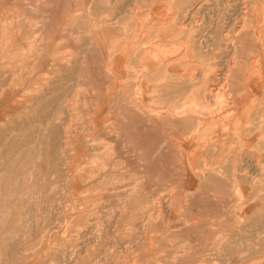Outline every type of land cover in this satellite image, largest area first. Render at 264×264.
Masks as SVG:
<instances>
[{
	"label": "rangeland",
	"instance_id": "rangeland-1",
	"mask_svg": "<svg viewBox=\"0 0 264 264\" xmlns=\"http://www.w3.org/2000/svg\"><path fill=\"white\" fill-rule=\"evenodd\" d=\"M220 3L0 0V264H264V70L217 86Z\"/></svg>",
	"mask_w": 264,
	"mask_h": 264
},
{
	"label": "bare ground",
	"instance_id": "bare-ground-1",
	"mask_svg": "<svg viewBox=\"0 0 264 264\" xmlns=\"http://www.w3.org/2000/svg\"><path fill=\"white\" fill-rule=\"evenodd\" d=\"M200 1V0H199ZM207 1V0H206ZM198 2V1H197ZM210 2V1H209ZM215 2L216 3H218V2H221L220 3V5H223V6H221L220 7V9L221 10H219V13L218 14H220L221 16L219 17V19L222 17V21H221V25H219L221 28V30H219V31H217V34L213 31V32H210L211 34H213V38L215 39V40H213V43L211 44L212 46H214V42L215 43H217L218 44V40H221V38H222V43H220L217 47H220V50H221V48L223 47V49H224V47H225V52H224V55H223V57H225V60H224V64H223V66H224V68H223V71L222 72H220L219 74H218V80L219 81H217V86H218V82H219V84L220 85H222V84H226V82H225V80H226V72L228 71V65H226L227 64V62L228 61H230V58H232V57H235L239 62H240V64H239V66H240V70H246V68L247 67H249V65L251 64V66H253V62L255 61V60H258L259 59V63H260V65H261V68H263V66H264V59H261V58H258L257 59V57H253V58H250V57H248L249 55H254V54H261V55H263L264 56V48L262 47V48H260L258 45H257V40H259V39H263V42L262 43H264V29L262 28V25H264V0H251V1H249L248 2V0H243V3L241 2V0H215ZM208 3V2H207ZM209 4V3H208ZM203 5H206V4H203ZM230 6H233V7H235V9H234V12H232V13H227L226 14V12H229V10H228V8L230 7ZM201 6H199L198 8H200ZM210 7H212V6H210ZM210 7H209V9H210ZM215 7H216V5H215ZM228 7V8H227ZM197 8V9H198ZM217 8V7H216ZM231 8V7H230ZM189 9V8H188ZM213 9V8H212ZM215 9V8H214ZM233 9V8H232ZM233 11V10H232ZM186 12V11H185ZM216 12V11H215ZM213 13L212 15L214 16L216 13ZM124 13V12H123ZM192 13V12H191ZM194 13V12H193ZM210 13V12H209ZM202 14V13H201ZM181 16V15H180ZM190 16V15H189ZM201 16V15H200ZM210 16V15H209ZM118 17V16H117ZM191 17H193V16H191ZM196 17V16H195ZM210 17H212V16H210ZM201 18H202V16H201ZM200 18V19H201ZM214 18V17H213ZM217 18H218V16H217ZM193 19V18H192ZM208 19H209V17H208ZM202 20H203V18H202ZM215 22V21H214ZM218 22V21H217ZM194 23H196V22H194ZM209 23V22H208ZM204 24V23H203ZM197 25H200V24H197ZM207 25V24H206ZM209 25V24H208ZM216 25H217V23H216ZM201 26V25H200ZM192 27V26H191ZM197 27V26H196ZM199 27V26H198ZM197 27V28H198ZM202 27V26H201ZM201 27H200V29H201ZM209 27V26H208ZM197 28H196V30H197ZM215 28V27H214ZM192 29V28H191ZM204 29H205V26H204ZM208 29V28H207ZM206 29V30H207ZM33 30V29H32ZM209 30V29H208ZM193 31H194V29H193ZM185 33V32H184ZM201 33V32H200ZM208 33V32H207ZM206 33V34H207ZM215 33V34H214ZM225 33H226V35H225ZM188 34V33H187ZM197 34H198V32H197ZM205 34V35H206ZM232 34V35H231ZM203 35V34H202ZM201 35V36H202ZM184 36H186V35H184ZM212 37H210L209 36V41H210V39L212 40L213 38ZM221 37V38H220ZM206 38V40L208 41V39ZM194 40V39H193ZM198 40V39H197ZM226 40H230V42H232L231 43V45H229V46H227L226 47ZM185 41V40H184ZM187 41V40H186ZM190 41H191V39H190ZM253 41H255V42H253ZM192 42V41H191ZM201 42V41H200ZM211 42V41H210ZM205 43V42H204ZM261 43V42H260ZM188 44V43H187ZM195 44V43H194ZM228 44V43H227ZM189 45V44H188ZM197 45V44H196ZM264 45V44H263ZM190 46V45H189ZM188 46V47H189ZM208 46V45H207ZM207 46H205V48L207 47ZM210 46V45H209ZM187 46H185L184 48H186ZM193 47V46H192ZM196 47H199L200 48V46H196ZM203 47V46H202ZM215 47V46H214ZM191 48V47H190ZM189 48V49H190ZM198 48V49H199ZM205 48H204V50H205ZM210 47H208V48H206L207 49V51H208V49H209ZM211 49V48H210ZM214 49V48H213ZM227 49V50H226ZM212 50V49H211ZM259 50H260V52H262V53H260L259 52ZM194 51H195V49H194ZM213 51V50H212ZM216 51V50H215ZM222 51V50H221ZM186 52H187V50H186ZM201 53H203V52H201ZM209 52H207V54H208ZM223 53V52H222ZM227 53V54H226ZM206 54V53H205ZM210 54V53H209ZM214 54V53H213ZM219 54L221 55V53L219 52ZM212 55V54H211ZM218 55V54H217ZM214 56V55H213ZM222 56V55H221ZM248 57V58H247ZM185 58V57H184ZM226 59H228V60H226ZM249 61H251L250 62V64L248 63ZM257 62V61H256ZM230 63V62H229ZM243 63V64H242ZM254 64H256L255 62H254ZM258 64V63H257ZM221 65V64H220ZM250 66V67H251ZM257 66V65H256ZM222 69V68H221ZM209 70V69H208ZM249 72V71H248ZM231 73H232V71H231ZM236 73V72H235ZM251 73V72H250ZM236 74H238V73H236ZM234 77V76H233ZM252 79V78H251ZM216 81V80H215ZM232 81V82H231ZM239 81V80H238ZM185 82V81H184ZM215 83V82H214ZM219 85V86H220ZM227 85H229L230 87H231V89H232V91H233V93H235L234 91H236V93H237V87H236V89H234L235 87H233L232 88V86L234 85H236V84H233V80H228L227 81ZM225 87V86H224ZM228 87V86H227ZM219 88V87H218ZM213 89V87L211 88V90ZM226 89V88H225ZM209 90V89H208ZM199 91V90H198ZM216 91V90H215ZM214 91V93H216ZM221 92V91H220ZM212 93V92H211ZM208 94H209V92H208ZM213 94V93H212ZM212 94L210 95V97L209 98H211V96H212ZM229 94V93H228ZM56 95V94H55ZM58 95V94H57ZM201 95V94H200ZM231 94H229V96H230ZM218 96V95H217ZM221 96V95H220ZM59 97V96H58ZM208 97V96H207ZM219 97V96H218ZM222 97V96H221ZM232 97V96H231ZM213 98H215V95H214V97ZM59 99V98H58ZM62 99V98H61ZM207 99V98H206ZM211 100V99H210ZM57 101V100H56ZM59 101V100H58ZM68 101V100H67ZM218 101V100H217ZM217 101H215V102H217ZM54 102V101H53ZM210 102H212V100L210 101ZM58 103V102H57ZM60 103H63V102H60ZM213 104H215L214 102H213ZM220 105V104H219ZM60 106H61V104H60ZM60 106H58V107H60ZM68 106V105H67ZM222 106V105H221ZM218 107H220V106H218ZM56 108H57V106H56ZM66 108V107H65ZM221 108V107H220ZM55 111H56V109H55ZM68 111V110H67ZM69 111H71V109L69 110ZM216 113V112H215ZM70 115V114H69ZM68 117V116H67ZM70 118V117H69ZM209 121V120H208ZM29 129V128H28ZM64 129H65V127H64ZM66 130H67V128H66ZM22 131V130H21ZM55 131V130H54ZM199 131V130H198ZM23 132V131H22ZM56 132V131H55ZM64 132V131H63ZM112 132V131H111ZM19 133V132H18ZM54 133V132H53ZM56 134V133H55ZM67 137V136H66ZM139 137V136H138ZM193 137V136H192ZM17 138V137H16ZM57 138V137H56ZM63 138H64V136H63ZM64 139H66V138H64ZM63 139V140H64ZM56 140V139H55ZM61 140V139H60ZM50 142V141H49ZM52 144V143H51ZM64 144V143H63ZM65 147V146H64ZM31 148V147H30ZM51 148V147H50ZM62 148V147H61ZM150 148V147H149ZM58 149V148H57ZM56 149V152L57 151H59V149L57 150ZM60 151H61V149H60ZM66 151V150H65ZM62 152V151H61ZM68 152V151H67ZM21 152H19V154H20ZM60 153V152H59ZM21 155V154H20ZM63 155H65V154H63ZM66 156V155H65ZM60 157V156H59ZM62 157V156H61ZM69 157V156H68ZM66 158H67V156H66ZM58 159V158H57ZM16 162H18V158L15 160ZM34 161V160H33ZM47 161V160H46ZM65 162V161H64ZM63 162V163H64ZM34 163V162H33ZM48 163V162H47ZM16 164V168H15V173L16 174H18L19 173V170H20V167H19V164L18 163H15ZM43 164V163H42ZM22 165V164H21ZM49 165V164H48ZM55 166H54V168L56 169L57 167H58V165H57V163L56 164H54ZM64 164H62L61 166H63ZM66 165V164H65ZM65 167V166H64ZM48 168V167H47ZM49 169V168H48ZM68 169V168H67ZM64 170H66L65 168H64ZM71 171V170H70ZM66 174H67V172H66ZM65 174V175H66ZM70 174V173H69ZM68 175V174H67ZM69 176V175H68ZM68 176H67V178H68ZM16 183L14 184V186H13V188H12V192L14 193L13 194V196H15V199L17 198V201L18 202H20V198H22L21 197V195L20 194H22L23 192H25L24 190H21V189H19V187H18V181H15ZM217 187V186H216ZM31 192H32V190H31ZM11 195V194H10ZM5 198V197H4ZM7 198V197H6ZM31 199H32V197H30ZM30 199V200H31ZM9 200V199H8ZM2 201H3V203H4V199H2ZM16 201V202H17ZM6 202V201H5ZM30 202V201H29ZM28 202V203H29ZM53 202V201H52ZM50 203V202H49ZM48 203V204H49ZM1 204V203H0ZM23 206V205H22ZM7 207H10L9 205H7ZM15 209H17L18 208V205H16V204H14V206H13ZM142 207V206H141ZM4 208V207H3ZM2 208V209H3ZM12 208V207H11ZM1 209V208H0ZM1 209V210H2ZM5 210H6V208H4ZM27 209V208H26ZM30 210V209H29ZM7 211V210H6ZM9 211V210H8ZM7 211V212H8ZM10 212H12V211H10ZM9 213V212H8ZM17 213H16V211L14 212L13 211V216L14 215H16ZM1 215V214H0ZM3 216V214L0 216V217H2ZM18 216V215H17ZM3 218V217H2ZM4 218H5V216H4ZM14 218V217H13ZM2 220V219H1ZM13 220V219H12ZM7 221V220H6ZM3 223V222H2ZM1 224V223H0ZM4 225H6V224H11V221H8V222H6V224L5 223H3ZM138 236V235H137ZM8 240H11L10 238L8 239ZM12 241V240H11ZM11 241H10V243H11ZM8 242V241H7ZM13 242V241H12Z\"/></svg>",
	"mask_w": 264,
	"mask_h": 264
},
{
	"label": "crops",
	"instance_id": "crops-1",
	"mask_svg": "<svg viewBox=\"0 0 264 264\" xmlns=\"http://www.w3.org/2000/svg\"><path fill=\"white\" fill-rule=\"evenodd\" d=\"M203 5V4H202ZM201 5V6H202ZM192 41V40H191ZM191 41H188V42H186V48H185V52H186V50H187V52L185 53V54H188L189 52H193V53H201V51L196 47V45L194 44V42H191ZM190 45H188V44ZM189 46V47H188ZM193 46V47H192ZM191 47V48H190ZM190 48V49H189ZM194 49H195V51H194ZM186 55H184V57H185ZM248 57H250V58H253V57H259V58H261V59H264V56L263 55H261V54H254V55H249ZM144 59H145V57L142 59V62L144 63ZM261 69H263L264 70V66H263V68H261ZM170 76V75H169ZM236 77H238L239 78V75H237ZM235 77V78H236ZM171 78H172V76H171ZM247 80V79H246ZM250 81H252V79H250V80H247V82H250ZM234 84H236V80H234V82H233ZM251 83V82H250ZM252 84V83H251ZM253 85V84H252ZM251 85V86H252ZM165 85H159V88H163ZM169 87H170V89L171 88H174L175 90H174V92L172 93V95H170L171 97H172V99L173 98H176L177 96H179V94L180 95H182V93H183V91H181L182 89H184V91H186V87H187V85L186 84H183V83H178V84H169ZM233 87H234V85H233ZM178 89H180V91H178ZM179 93V94H178ZM186 93V92H185ZM175 108V107H174ZM191 118H193L192 116H190ZM190 118V119H191ZM187 119L188 118H184V121H185V123H184V125H183V128H182V132L181 133H183V134H187V133H189L190 132V130L192 131V129L190 128V129H188L187 128V125H188V121H187ZM175 125H177V124H175Z\"/></svg>",
	"mask_w": 264,
	"mask_h": 264
}]
</instances>
